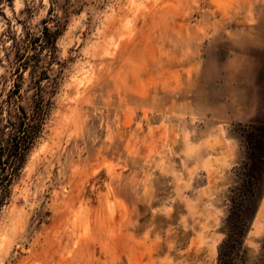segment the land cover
<instances>
[{
  "label": "rangeland",
  "instance_id": "374dc122",
  "mask_svg": "<svg viewBox=\"0 0 264 264\" xmlns=\"http://www.w3.org/2000/svg\"><path fill=\"white\" fill-rule=\"evenodd\" d=\"M0 148V264H264V0H0Z\"/></svg>",
  "mask_w": 264,
  "mask_h": 264
},
{
  "label": "trees",
  "instance_id": "16d2710c",
  "mask_svg": "<svg viewBox=\"0 0 264 264\" xmlns=\"http://www.w3.org/2000/svg\"><path fill=\"white\" fill-rule=\"evenodd\" d=\"M45 41L49 44L52 40V34L48 29H45ZM23 126L16 138L13 149L15 150V156L18 157L25 150V135ZM2 148H0L1 151ZM5 153V152H3ZM0 165H3L2 162ZM230 222V219H229ZM247 231V230H246ZM246 231L233 229L228 235L227 240L222 244L219 250V264H235V254L238 253V247L242 244L246 235Z\"/></svg>",
  "mask_w": 264,
  "mask_h": 264
}]
</instances>
